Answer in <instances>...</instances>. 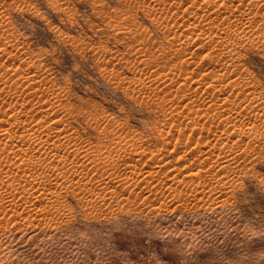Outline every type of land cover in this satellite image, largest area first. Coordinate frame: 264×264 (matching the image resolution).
<instances>
[{"label": "rangeland", "instance_id": "obj_1", "mask_svg": "<svg viewBox=\"0 0 264 264\" xmlns=\"http://www.w3.org/2000/svg\"><path fill=\"white\" fill-rule=\"evenodd\" d=\"M214 1L0 0V264H264V1Z\"/></svg>", "mask_w": 264, "mask_h": 264}, {"label": "bare ground", "instance_id": "obj_2", "mask_svg": "<svg viewBox=\"0 0 264 264\" xmlns=\"http://www.w3.org/2000/svg\"><path fill=\"white\" fill-rule=\"evenodd\" d=\"M222 1H223V2H222L220 5H218V7H216V8L214 9L215 12H213V13L216 14L215 16H217V15H222V13L225 12L228 8L231 9L233 6H235V4H234L233 2H231V0H229V4L227 3L226 0H222ZM260 1H261V0H259L258 3H260ZM262 1H264V0H262ZM197 2H198V1H197ZM255 2H257V1H255V0H254V2L251 1V3H250L251 7L248 9V10H250L249 13H250V12H253V9H254L257 5H259V4L256 3L257 5L255 6ZM206 3H207V2H206ZM206 3H205V5H206ZM208 3H211L212 5H214L213 7H215V5L218 4V3H216L214 0H211V1L208 0ZM263 3H264V2H262V4H263ZM202 4H204V3H202ZM207 5H209V4H207ZM201 6H202V5H201ZM210 6H211V5H210ZM237 6H238V5H237ZM253 6H254V7H253ZM208 7H209V6H208ZM234 8H235V7H234ZM211 9H212V8H211ZM255 9H256V8H255ZM206 10H207V9H206ZM209 10H210V8H209ZM212 10H213V9H212ZM212 10H211V11H212ZM256 10H257V9H256ZM257 12H259V11H258V10L255 11V13H257ZM232 13H234V12H232ZM255 13H252V14H255ZM210 14H211V13H210ZM211 15H212V14H211ZM222 16H223V15H222ZM226 16H227V15H226ZM254 16H255V15H254ZM258 16H260V15L257 14V17H258ZM209 17H210V16H209ZM213 17H214V16H213ZM218 17H219V16H218ZM251 17H252V15H251ZM255 17H256V16H255ZM210 18H211V20L213 21L212 17H210ZM263 18H264V17H263ZM255 19H256V18H255ZM211 20H210V23H211ZM250 20H251V19H249V21H250ZM256 20H257V19H256ZM253 21H254V20H253ZM257 21H258V20H257ZM260 21H261V19H260ZM254 22H255V24H256V21H254ZM261 22H262V21H261ZM261 22H260V23H261ZM247 23H248V21H247ZM211 24H212V23H211ZM248 24H249V23H248ZM251 24H252V23H251ZM263 24H264V22L262 23V25H263ZM246 25H247V24H246ZM249 25H250V24H249ZM249 25H248V26H249ZM253 25H254V24H253ZM259 25H261V24H259ZM229 26H230V25H229ZM229 26H227V27H229ZM257 26H258V25H257ZM244 27H246V26H244ZM259 27H260V26H259ZM247 28H248V27H246L245 29H247ZM257 28H258V27H257ZM228 29H229V28H228ZM230 29H231V28H230ZM232 29H233V28H232ZM234 29H236V28H234ZM245 29L242 27V29L239 30V32L241 31V32H244V33L246 34ZM259 29H260V28H259ZM259 29H258V30H259ZM248 30H250V29H248ZM255 30H256V29H255ZM260 30H261V29H260ZM228 31H229V30H228ZM237 31H238V30H237ZM237 31H236V32H237ZM226 32H227V31H226ZM226 32H225V33H226ZM234 32H235V31H234ZM254 32H255V31H254ZM258 32H261V31H258ZM227 33H228V32H227ZM262 33H263V32H262ZM237 34H238V33H237ZM256 34L259 35L258 33H256ZM235 35H236V34H235ZM223 36H224V35H223ZM225 36L227 37V35H225ZM229 36L232 37L231 35H229ZM242 36H243V35H242ZM251 36H253V35H251ZM259 36L261 37V33H260ZM262 36H264V35H262ZM257 38H258V36H257ZM254 39H255V38H254ZM254 39H251V40L254 41ZM237 42H238V41H237ZM239 43H240V42H239ZM239 43H237V44L239 45ZM230 44H231V43H230ZM230 44H228V46H230ZM233 44H234V43H233ZM237 44H235V45H237ZM236 47H237V46H236ZM238 47H239V46H238ZM232 49L234 50L233 47H232ZM230 52H231V50H230ZM233 52H235V51H232L231 53L233 54ZM20 110H22V109H20ZM23 111H24V110H22L21 113H22ZM16 113H17V112H16ZM16 113H15V116H16ZM23 113H24V112H23ZM13 115H14V113H13ZM23 115H24V114H23ZM18 116H19V115L17 114L16 117L19 118ZM16 117H15V118H16ZM43 119H44V118H43ZM43 119L38 120L35 124H30V125H32V126L29 127V128H28V126H27L28 129H27L26 127H23V128H24L23 131H24V130H26V131L29 130V131L27 132V133H29V134H28V136H29V135H31V133L39 132V130L41 131L40 128H43L44 130L49 131V132L51 133V135H52L53 132H51V131H53L55 127H54V126H51V125H50V124H51L50 122H49L50 124L47 123V119H45V120H43ZM15 120H16V119H15ZM19 120L21 121V118H20ZM22 121H23V120H22ZM24 121H25V120H24ZM24 123H25V122H24ZM45 123H47V124H45ZM11 125L13 126V124H11ZM11 125H10V126H11ZM14 125H15V124H14ZM27 125H29V124L27 123ZM54 125H55V124H54ZM12 126H11V127H12ZM55 126H56V125H55ZM57 126H58V125H57ZM57 126H56V127H57ZM56 129H57V131L59 130L58 128H56ZM6 130H7V129H6ZM8 130H9V129H8ZM44 130H43V131H44ZM60 130H61V128H60ZM60 130L58 131L59 134H60ZM21 131H22V130H21ZM43 131H41V132H43ZM54 131H55V130H54ZM24 132H25V131H24ZM49 132H48V133H49ZM22 133H23V132H22ZM44 133H45V132H44ZM46 133H47V132H46ZM55 133H56V132H55ZM1 134H3V137L7 140V141L5 140V142H7V145H6V143H5L7 150H9V145L12 144V145L15 146L13 149L17 148V149H15V151L13 150V153H15V154H17V155L20 154V159H21V161H22L21 163H20V161H19L20 159H18V157H17V159H18V161H19L20 164L16 163L17 161H15V162H14V161H11V162H12V163L14 162V164H18V165H17L18 168L21 167V168L24 169L25 171L32 170V169H37V167L39 166V164H42V167H43L44 165H46V162H48V159H46V156H47V155H49V156H47V157L49 158V157L51 156L50 153H51L52 151L54 152V150H56L54 153H56V152L58 153V152H59V150L57 151V149L54 148V145H53V144H52V145H53V148H54V149L51 148L52 150H51V149H48V146H50V145H46L47 147L44 146V143L46 142V140L43 141L41 138H40L41 140H39V141L37 140L38 142H37L36 144H28L27 146H24V145H25V143L23 142L24 140L22 141V140L20 139L21 142L24 143V145H23V144H19L20 142H18V140H16L17 137L14 138L15 135H16V136H19V134L17 135V134H15V133H13V134H15V135L13 136V135H12V132L9 133L8 131H4V132H2ZM41 134H42V133H41ZM25 135H27V134L25 133ZM32 135H33V134H32ZM36 135H37V134H36ZM53 135H54V134H53ZM53 135H52V136H53ZM43 136H44V135H43ZM52 136H50V137H52ZM59 136H60V135H58V137H59ZM19 137H20V136H19ZM19 137H18V138H19ZM31 137H32V136H30V139H31ZM37 137H38V135H37ZM45 137H46V136H45ZM50 137H49V138H50ZM53 137H54V136H53ZM61 137H62V136H61ZM4 138H3V139H4ZM20 138H21V137H20ZM22 138H23V137H22ZM25 138H26V137H25ZM25 138H24V139H25ZM34 138H36V137H34ZM42 138H43V137H42ZM49 138H47V140H48ZM55 138H57V136H56ZM59 138H60V137H59ZM32 139H33V137H32ZM36 139H39V138H36ZM36 139H34V140L36 141ZM43 139H46V138H43ZM50 139L53 140V138H50ZM50 139H49V140H50ZM60 139H61V138H60ZM9 140H10L12 143L8 144V143H9V142H8ZM20 140H19V141H20ZM27 140H28V139H27ZM34 140H33V142H34ZM49 140H48V141H49ZM52 140H51V141H52ZM58 140H59V139H58ZM58 140H57V141H58ZM25 141H26V140H25ZM29 141H30V140H29ZM29 141H26V142H29ZM57 141H56V142H57ZM33 142H32V143H33ZM49 142H50V141H49ZM53 142H55V141L53 140ZM29 143H30V142H29ZM51 143H52V142H51ZM59 143H61V141H59ZM46 144H48V143H46ZM55 144H56V143H55ZM58 145H59V144H58ZM10 146H11V145H10ZM55 146H56V145H55ZM229 146H230V145H229ZM229 146H228V149H229ZM4 147H5V146L1 147V148H3L2 150H4ZM6 148H5V149H6ZM11 148H12V147H11ZM11 148H10V149H11ZM57 148L59 149V146H58ZM231 148H232V146H231ZM229 150H230V149H229ZM36 151H38V152H39V151H42V153H43V151H45V152L47 153V155H46V153L44 152L45 155H46V156L44 157V159L42 158V157L44 156L42 153H41V154H42L43 156H42L41 158H40V156H39V158L42 159V161L45 160V159L47 160V161L45 162L44 165H43V163H41V161H38V160H40V159L36 160V156H37V155L33 156V155H34V152L36 153ZM1 152H2V151H1ZM9 152H10V151H9ZM9 152H8V153H9ZM11 152H12V150H11ZM49 152H50V153H49ZM4 153H6V152L4 151ZM4 153H3V154H4ZM48 153H49V154H48ZM54 153H53L52 156H54ZM107 153H109V152H107ZM6 154H7V153H6ZM58 154H59V153H58ZM105 154H106V153H105ZM105 154H103V155H105ZM109 154H110V153H109ZM4 155H5V154H4ZM39 155H40V154H39ZM55 155H56V154H55ZM66 155H67V158H68V156H70V155H68V154H66ZM66 155L63 154V156H65V157H66ZM18 156H19V155H18ZM57 156H58V155H57ZM61 156H62V154H61ZM63 156H62V157H63ZM7 157H8V156H7ZM62 157L60 158L61 160L64 158V157H63V158H62ZM98 157H100V156H98ZM101 157L104 158L103 156H101ZM101 157H100V158H101ZM108 157H110V156H108ZM69 158H70V157H69ZM106 158H107V156H106ZM17 159H16V160H17ZM56 159H57V157H56ZM58 159H59V157H58ZM60 159H59V160H60ZM70 159H71V158H70ZM97 159H98V158H97ZM108 159H109V158H108ZM108 159H106V160H108ZM111 159H113V157H112ZM61 160H60V161H61ZM99 160H100V159H99ZM99 160H98V161H99ZM103 160H104V159H102L101 161H103ZM109 160H110V159H109ZM68 161H72V159H71V160L68 159ZM68 161H67V162H68ZM74 161H75V160H73V162H74ZM98 161H96V163H98ZM160 161H161V160H160ZM3 162H4V161H3ZM3 162H2L1 164H3ZM61 162H62V161H61ZM153 162H154V161H153ZM53 163H54V162H53ZM64 163H65V162H64ZM75 163H76V162H75ZM75 163H74V164H75ZM164 163H165V162H164ZM164 163H163L162 165H164ZM10 164H11V163H10ZM10 164H9V166H10ZM62 164H63V163H62ZM62 164H60V165H62ZM66 164H67V163H66ZM66 164H65V165H66ZM76 164H77V163H76ZM78 164H80V163H78ZM82 164H83V163L80 164V165H81L80 168L82 167ZM12 165H13V164H11V167L14 166V165H13V166H12ZM48 165H49V164H48ZM51 165H52V163H51ZM57 165H59V164H57ZM70 165H71V162H70ZM6 166L9 167L8 165H6ZM15 166H16V165H15ZM15 166H14V167H15ZM49 166H50V165H49ZM66 166L69 168L68 165H66ZM71 166H73V165H71ZM71 166H70V167H71ZM151 166H152V168L149 169V170H150V171H149V175H151V176H153L154 174H155V176H156V174L159 172V169H161L162 167H164V166H161V164L159 165L158 163H157V165H155V166H154V165H151ZM151 166H149V168H150ZM11 167H10L9 169H7V168H6V169H7V170H10ZM40 167H41V166H40ZM46 167H48V166L46 165ZM54 167H55V166H54ZM54 167H53V168H54ZM56 167H57V166H56ZM56 167H55L54 169H56ZM73 167H74V166H73ZM75 167H77V166H75ZM50 168H51V167H50ZM50 168H49V169H50ZM61 168H62V167H61ZM68 168H65V170L62 168V169H63L62 171L65 172L66 169H68ZM77 168H79V166H78ZM13 169H14V168H13ZM13 169H12V171H13ZM46 169H47V168H46ZM57 169H59V170L61 171L60 167H59V168L57 167ZM110 169H111V168H110ZM175 169H176V168H175ZM24 170H22V171H24ZM50 170H51V169H50ZM50 170H49V171H50ZM73 170H74V168H73ZM73 170H72V171H73ZM77 170H78V169H77ZM77 170H75V171H77ZM12 171H11V174H12ZM22 171H20V172H22ZM25 171H24V172H25ZM53 171H54V170H53ZM55 171H56V170H55ZM60 171H59V172H60ZM62 171H61V172H62ZM68 171H71V170H68ZM78 171H80V170H78ZM6 172H7V171H6ZM13 172H14V171H13ZM46 172H47V171H46ZM56 172H57V171H56ZM56 172H52V173L55 174ZM139 172H140V171H139ZM141 172H142V171H141ZM17 173H19V172H17V170H16V174H17ZM66 173H67V171H66ZM70 173H71V172H70ZM74 173H77V172H74ZM74 173H73V174H74ZM144 173H145V172H144ZM159 173H160V172H159ZM159 173H158V174H159ZM176 173H177V172H176ZM9 174H10V172H9ZM9 174H8V176H9ZM67 174H68V173H67ZM73 174H72V175H73ZM174 174H175V173H174ZM178 174H179V172H178ZM178 174H176V175H174V176L172 175V176H173L172 178H173V179L176 178L177 176H179ZM45 175H50V174H45V172H44V175L41 174V176L34 177V178H36V179L38 180V181H37V180L34 179L35 181L38 182L36 185H35V184H34V185L37 186V187H39V186H41V184L43 183V180H44V181H48V180H46L48 176L46 177ZM56 175H58V174L56 173ZM141 175H143V172H142ZM145 175H146V173H145ZM8 176H7V177H8ZM10 176H11V175H10ZM31 176H32V175H31ZM58 176H59V175H58ZM60 176H61V175H60ZM63 176H65V174L62 175L61 178H62ZM76 176H78V174H77ZM117 176H118V173H117ZM146 176H147V175H146ZM151 176H150V178H152ZM155 176H154V177H155ZM45 177H46V179H44ZM68 177H69V176L67 175V179H68ZM79 177H80V176H79ZM85 177H86V176H84V178H85ZM143 177H144V176H143ZM9 178H10V177H8V179H9ZM63 178L66 179V177H63ZM63 178H62V179H63ZM69 178H72V177H69ZM122 178H123V177H122ZM122 178H120V179L123 180ZM148 178H149V177H148ZM170 178H171V177H170ZM172 178H171V179H172ZM177 178H178V177H177ZM177 178H176V180H177ZM8 179H7V180H8ZM26 179L28 180V178H26ZM26 179H24V180H26ZM67 179H66V180H67ZM72 179L74 180V178H72ZM82 179H83V177H81V180H82ZM138 179H139V177H138ZM140 179H143V178H140ZM140 179H139V180H140ZM144 179H145V181H146L147 178L145 177ZM34 180H33V181H34ZM79 180H80V179H78V180H76V181H79ZM81 180H80V181H81ZM85 180H86V181L88 180V182H89V178H88V179L85 178ZM90 180H91V179H90ZM103 180H104V179H103ZM117 180L119 181V178H118ZM135 180H137V179H135ZM150 180H151V179H150ZM185 180H186V182H187V179H185ZM9 181H10V180H9ZM70 181H71V180H70ZM70 181H69L68 183H70ZM76 181H74V183H77ZM86 181H85V182H86ZM147 181H148V180H147ZM159 181H160V180H159ZM161 181H162V180H161ZM161 181H160V183H161ZM181 181H182V180H181ZM20 182H21V181H20ZM20 182H19V184H22V183H23V182H22V183H20ZM61 182H62V181H61ZM72 182H73V181H72ZM83 182H84V179H83V181H81V183H83ZM103 182H104V181H102V183H103ZM122 182H123V181H122ZM173 182H174V181H173ZM8 183H10V182H8ZM27 183H29V182H27ZM31 183H32V182H31V180H30V184H28V186L31 185ZM44 183H47V182H44ZM63 183H64V182H63ZM78 183H79V182H78ZM100 183H101V180H100ZM162 183H163V182H162ZM169 183H170V182H168V184H169ZM15 184L17 185V183H15ZM15 184H11V186H10V185H9V186L12 187V185H15ZM83 184H84V183H83ZM85 184H86V183H85ZM122 184H123V183H122ZM166 184H167V183H166ZM170 184H172V183H170ZM173 184H174V183H173ZM69 185H70V184H69ZM74 185H76V184H74ZM79 185L81 186V184H79ZM18 186H19V185H18ZM44 186H46V184H45ZM72 186H73V185H72ZM82 186H83V187H82ZM82 186H81L82 188L85 187L84 185H82ZM87 186H88V185H87ZM90 186H91V185H90ZM108 186H109V185H108ZM170 186H171V185H170ZM14 187H15V186H14ZM16 187H17V186H16ZM24 187H25V185L22 184V186H19L18 188L24 189ZM26 187H27V185H26ZM26 187H25V188H26ZM30 187H31V186H30ZM32 187H33V186H32ZM32 187H31V188H32ZM41 187H42V186H41ZM67 187L69 188V186H67ZM81 187H80V188H81ZM12 188H13V187H12ZM39 188H40V187H39ZM64 188H65V187H64ZM73 188H74V187H73ZM75 188H76V187H75ZM75 188H74V189H75ZM77 188H78V186H77ZM80 188H79V190H80ZM82 188H81V189H82ZM88 188H90V187L88 186ZM171 188H172V186H171ZM13 189H14V188H13ZM26 189H28V188H26ZM35 189H38V188H35ZM47 189H48V188H47ZM65 189H66V188H65ZM70 189H72L71 186H70ZM74 189H72V190H73V191H76V190H74ZM86 189H87V188H86ZM173 189H174V188H173ZM175 189H176V187H175ZM24 190H25V189H24ZM29 190H32V189H29ZM29 190H27V191H28V193H29V195H30ZM33 190H34V189H33ZM33 190H32V191H33ZM39 190H41V189H39ZM55 190H56V189H55ZM57 190H58V189H57ZM66 190H67V189H66ZM68 190H69V189H68ZM68 190H67V191H68ZM83 190H84V189H83ZM83 190H81V191L83 192ZM106 190H107V189H106ZM121 190H122V189H121ZM67 191H65V192H67ZM81 191H80V192H81ZM85 191H86V190H85ZM85 191H84V192H85ZM122 191H123V190H122ZM122 191H121V192H122ZM44 192H45V191H44ZM47 192H48V191H47ZM47 192H45V194H46ZM50 192H51V191H49L48 193H50ZM55 192H56V191H55ZM61 192H62V191H61ZM36 193H37V192H35V195H37L39 192H38L37 194H36ZM40 193H41V192H40ZM51 193H53V190H52ZM51 193H50L49 195H51ZM57 193H58V191H57L55 194H52V195L55 196ZM107 193H108V191H107ZM117 193H118V192H117ZM1 194H2V197H3L4 193H0V195H1ZM33 194H34V193H33ZM42 194H43V193H42ZM65 194H66V193H65ZM67 194H68V193H67ZM110 194H111V193H110ZM122 194H123V193H122ZM35 195H34V196H35ZM49 195H47V196H49ZM52 195H51V197H52ZM57 195H58V194H57ZM176 195H178V194H176ZM180 195H181V194H180ZM180 195H179V196H180ZM37 196H39V195H37ZM42 196H43V195H42ZM63 196H64V195H63ZM112 196H113V191H112ZM122 196H123V195H121V197H122ZM173 197H174V195H173ZM31 198H33V197H31ZM36 198H37V197H36ZM39 198H40V197H39ZM47 198H48V197H47ZM49 198H50V196H49ZM58 198H59V197H58ZM177 198H178V197H177ZM181 198H182V195H181ZM33 199H34V198H33ZM59 199H62V197H60ZM59 199H58V200H59ZM121 199L123 200V197H122ZM121 199H120V200H121ZM174 199H175V198H174ZM48 200H49V199H48ZM52 200H53V198L51 199V201L49 200L50 203L52 202ZM54 200H55V199H54ZM122 200H121V202H123ZM175 200H178V199H175ZM31 201H32V200H31ZM55 201H56V200H55ZM59 202H60V201H59ZM62 202H63V201H62ZM117 202H118L117 204H120V205H121V202H120V203H119V201H117ZM54 203H55V202H54ZM56 203H57V201H56ZM60 203H61V202H60ZM62 205H63V204H62ZM51 206L54 207V208L57 206V207H56V208H57L56 210H58V211L61 210L60 207H59V204L56 205V206H53V205H51ZM60 206H61V205H60ZM64 207H65V206H64ZM156 208H157V207H156ZM159 208H162V207H158V208L155 209V210L158 211ZM62 209H63V208H62ZM159 210H161V209H159ZM151 211L154 212L153 209H152ZM159 212H160V211H159ZM23 233H24V232H23ZM53 234H54V233H53ZM47 238H48V237H47ZM50 238H51V236H50ZM62 239H63V238H62ZM70 239H71V238H70ZM55 240H56V239H55ZM55 240H54V241H55ZM60 240H61V239H60ZM62 241H63V240H62ZM70 241H71V240H70ZM57 242H58V241H57ZM40 243H41V242H40ZM52 243H53V240H52ZM61 243H62V242H61ZM65 243H66V242H65ZM68 243H69V242H68ZM55 245H56V244H55ZM38 246H39V245H38ZM61 246H62V245H61ZM69 246H70V245H69ZM41 247H42V245H41ZM43 247H44V246H43ZM34 248H35V247H34ZM48 248H49V247H48ZM41 249H42V248H41ZM50 249H51V248H50ZM70 249H71V247H70ZM39 250H40V249H39ZM44 250H45V249H44ZM16 251H17V250H16ZM27 251H28V250H27ZM19 252H20V251H19ZM19 252H18V253H19ZM35 252H36V251H35ZM49 252H50V251H49ZM66 252H67V251H66ZM46 253H47V252H46ZM55 253H56V252H55ZM63 253H64V252H63ZM73 253H74V251H73ZM47 254H48V253H47ZM27 255H28V254H27ZM41 255H42V254H41ZM43 255H44V253H43ZM67 255H68V254H67ZM44 256H45V255H44ZM22 257H23V255H22ZM24 257H25V256H24ZM32 257H33V256H32ZM57 257H58V256H57ZM67 257H68V256H67ZM27 259H28V258H27ZM38 260H39V259H38ZM33 262H34V261H33ZM38 262H40V261H38Z\"/></svg>", "mask_w": 264, "mask_h": 264}, {"label": "snow or ice", "instance_id": "obj_3", "mask_svg": "<svg viewBox=\"0 0 264 264\" xmlns=\"http://www.w3.org/2000/svg\"><path fill=\"white\" fill-rule=\"evenodd\" d=\"M80 23H84V21L81 20ZM48 38H49L50 40H52L53 43L57 45V47H60V48L63 47L61 44H59V43L57 42V37H55V36H49Z\"/></svg>", "mask_w": 264, "mask_h": 264}]
</instances>
